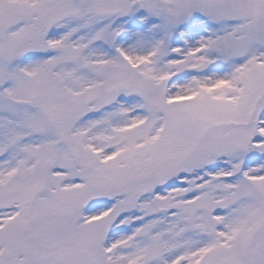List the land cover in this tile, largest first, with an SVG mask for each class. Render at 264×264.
I'll list each match as a JSON object with an SVG mask.
<instances>
[{"label":"snow or ice","instance_id":"obj_1","mask_svg":"<svg viewBox=\"0 0 264 264\" xmlns=\"http://www.w3.org/2000/svg\"><path fill=\"white\" fill-rule=\"evenodd\" d=\"M0 264H264V0H0Z\"/></svg>","mask_w":264,"mask_h":264}]
</instances>
